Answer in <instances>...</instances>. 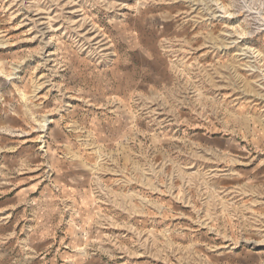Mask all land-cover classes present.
<instances>
[{
	"label": "rangeland",
	"instance_id": "obj_1",
	"mask_svg": "<svg viewBox=\"0 0 264 264\" xmlns=\"http://www.w3.org/2000/svg\"><path fill=\"white\" fill-rule=\"evenodd\" d=\"M29 258L264 264V0H0V264Z\"/></svg>",
	"mask_w": 264,
	"mask_h": 264
},
{
	"label": "crops",
	"instance_id": "obj_2",
	"mask_svg": "<svg viewBox=\"0 0 264 264\" xmlns=\"http://www.w3.org/2000/svg\"><path fill=\"white\" fill-rule=\"evenodd\" d=\"M43 234H44V233H43ZM36 237H37V236H36ZM47 237H48V236L43 237L42 235L38 236V240L41 242L40 244H38V251L41 252V255L43 254L42 252H43L44 248H45L46 250H49V249L52 247V243L48 244V243H49V240H48V242H46V243H47L46 245H43V242L47 239ZM29 259H30V258H29ZM32 260H34L35 262L38 261V259H36V258H31L30 260H28V261H29V264H31V261H32ZM63 260H65V262H66L67 264H68V263L71 264V262H69L68 258H65V259H63ZM41 262H42V260L40 259V262H38V263L40 264Z\"/></svg>",
	"mask_w": 264,
	"mask_h": 264
}]
</instances>
